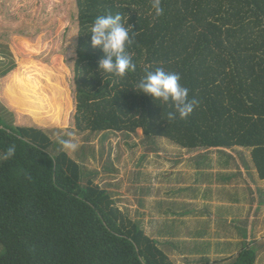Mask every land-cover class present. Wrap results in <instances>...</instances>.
<instances>
[{"label": "trees", "instance_id": "16d2710c", "mask_svg": "<svg viewBox=\"0 0 264 264\" xmlns=\"http://www.w3.org/2000/svg\"><path fill=\"white\" fill-rule=\"evenodd\" d=\"M162 7L155 18L150 0H1L0 42L15 62L0 76L13 117L0 114V264H174L105 188L81 184L80 164L53 151L51 126L139 133L188 151L244 147L264 179V0ZM118 13L138 33L137 70L123 79L99 71L105 54L91 45L95 19ZM158 67L200 102L187 120L168 121L173 105L137 89ZM256 259L245 245L228 264Z\"/></svg>", "mask_w": 264, "mask_h": 264}, {"label": "rangeland", "instance_id": "374dc122", "mask_svg": "<svg viewBox=\"0 0 264 264\" xmlns=\"http://www.w3.org/2000/svg\"><path fill=\"white\" fill-rule=\"evenodd\" d=\"M21 19H23L22 16ZM11 53L10 46L0 42V76L8 66L15 62ZM0 114L5 123L12 122L11 112L1 102ZM46 132L52 140L54 152L65 151L59 143L61 138L69 139V134L75 137V141L80 145L79 150L74 153L65 152L82 167L81 184L86 185L87 180L90 179L93 183L105 188L120 211L135 221L145 234L155 239L158 246L174 264H205L206 259L209 262L207 264H228L238 255L236 252L235 256L231 257L232 259L229 258V260L227 257L224 261L219 260L220 257H214L211 253L206 256L208 251L206 248L210 250L212 248L204 247L201 251L203 244L195 232L202 229V219L195 218L198 216L197 213H191L190 216L193 218L180 220L178 215L169 219L166 214L163 215L158 210L162 199L166 203L164 204L165 213L173 209H185L186 205L189 207L187 209H195L194 211L197 212L202 208L212 211L211 207L215 202H212V205L208 203L205 205L206 200L204 201L200 195L197 196L195 194L197 192L187 185V181L182 179L179 182L176 175L186 173L180 170L184 167L183 164H187L189 159L197 161L194 156L199 152H190L164 138L155 137L151 141L149 137L142 134L125 131H81L51 126ZM219 151L231 153L237 161L242 159L248 169L253 167L248 148L215 150L213 151L215 156L210 159L216 164L221 163V155L224 156ZM221 171L226 170L221 169ZM221 171L219 174L223 173ZM213 172L210 174L212 175ZM185 178H188L187 174ZM147 182L153 183L150 187L154 190L149 191L148 188V191L144 192ZM178 188L182 189L180 190L182 192L173 198L172 192ZM217 207L218 205L215 209ZM162 210L163 208L160 211ZM259 242L264 245V239ZM263 257L257 258L255 264H264Z\"/></svg>", "mask_w": 264, "mask_h": 264}, {"label": "crops", "instance_id": "0c3cea01", "mask_svg": "<svg viewBox=\"0 0 264 264\" xmlns=\"http://www.w3.org/2000/svg\"><path fill=\"white\" fill-rule=\"evenodd\" d=\"M215 150L221 149L190 151L199 152L196 156L193 155L197 161L189 159L187 164H183L184 167L180 169L186 173L176 174L179 182L184 179L188 186L194 188L197 196L200 195L204 201L206 200L205 205L215 202L211 207L212 211L202 208L197 212L194 211L195 209H187L189 207L186 205L185 209H173L165 213L164 204L166 203L162 199L158 210L163 215L166 214L169 219L178 215L180 220L193 218L190 216L191 213H197L198 216L195 218L202 219V229L195 232L203 244L201 251L204 247L212 248V250L206 248L208 250L206 256L211 253L214 257H220L219 260L224 261L225 258L229 259L236 252H240L245 245H250L257 249V258L262 257L264 256V245L259 241L264 239L262 235L264 232V179L258 177L253 164V167L248 169L242 159L237 161L235 156L225 151H219L224 154V156L221 155L222 162L218 163L219 165L212 162L210 158L215 156L213 153ZM221 169L226 171H221ZM212 171L214 172L211 175ZM219 171L223 173L219 174ZM186 174L188 178H185ZM189 174H191L190 178ZM152 185L153 183L147 182L144 192L148 191V188L149 191L154 190L150 187ZM180 190L182 189L178 188L172 192L173 198H176V194H181ZM216 205H218L217 209H215ZM160 208L163 210L160 211ZM241 208L243 210H240ZM204 262L209 263L208 260Z\"/></svg>", "mask_w": 264, "mask_h": 264}, {"label": "clouds", "instance_id": "9594fccd", "mask_svg": "<svg viewBox=\"0 0 264 264\" xmlns=\"http://www.w3.org/2000/svg\"><path fill=\"white\" fill-rule=\"evenodd\" d=\"M151 7L154 9L155 18L164 15L162 0H150ZM121 14H108L98 16L91 27V45L93 48L103 50L104 58L99 63V71L115 75L118 78H126L130 73L137 70L133 56L129 52L135 44L137 32L133 31V25L125 27ZM181 75L175 72H168L164 67H158L155 71H147L146 75L137 84L143 94L152 96L155 100H160L165 104L171 103L174 111L168 113V121H174L179 114L181 120H187L199 106V101L189 99L190 89L181 84ZM59 143L67 152L79 150V143L75 137L69 134V139L61 138ZM16 155V146L11 145L7 149L3 159L11 160ZM31 180V175L27 174Z\"/></svg>", "mask_w": 264, "mask_h": 264}]
</instances>
